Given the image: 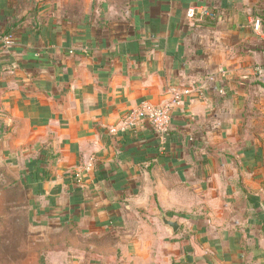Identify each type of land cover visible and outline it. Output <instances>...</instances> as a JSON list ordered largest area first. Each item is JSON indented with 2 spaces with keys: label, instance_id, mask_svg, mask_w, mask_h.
<instances>
[{
  "label": "crops",
  "instance_id": "obj_1",
  "mask_svg": "<svg viewBox=\"0 0 264 264\" xmlns=\"http://www.w3.org/2000/svg\"><path fill=\"white\" fill-rule=\"evenodd\" d=\"M263 41L264 0H0V264H264Z\"/></svg>",
  "mask_w": 264,
  "mask_h": 264
},
{
  "label": "built area",
  "instance_id": "obj_2",
  "mask_svg": "<svg viewBox=\"0 0 264 264\" xmlns=\"http://www.w3.org/2000/svg\"><path fill=\"white\" fill-rule=\"evenodd\" d=\"M208 15H212L207 13ZM195 15V8H188L186 11V17L188 19H193ZM3 42L5 44L10 43V39L8 37L3 38ZM256 76L259 81L264 83V41L262 45V60L257 65L256 68ZM170 91H172L175 95V99L180 98V92L176 89L171 87ZM184 92H187L185 90ZM145 118L151 125L152 131L154 135L163 140L166 135L169 133L170 129V112H169V105H161V106H153L148 105L141 109V111L137 112L135 115H131L126 118L125 123L129 126L137 125V122L141 118ZM79 177L78 182L81 180V174H77Z\"/></svg>",
  "mask_w": 264,
  "mask_h": 264
},
{
  "label": "water",
  "instance_id": "obj_3",
  "mask_svg": "<svg viewBox=\"0 0 264 264\" xmlns=\"http://www.w3.org/2000/svg\"><path fill=\"white\" fill-rule=\"evenodd\" d=\"M161 220L162 222L167 225L168 227H170L173 231H176L179 229L180 224L178 223L177 220H171L169 218H167L165 215L161 216Z\"/></svg>",
  "mask_w": 264,
  "mask_h": 264
},
{
  "label": "trees",
  "instance_id": "obj_4",
  "mask_svg": "<svg viewBox=\"0 0 264 264\" xmlns=\"http://www.w3.org/2000/svg\"><path fill=\"white\" fill-rule=\"evenodd\" d=\"M155 137H156V136H155ZM78 179H79V177L77 176V174H74V175H73V178H72L73 182L76 183V184H78V183H79V182H78Z\"/></svg>",
  "mask_w": 264,
  "mask_h": 264
}]
</instances>
